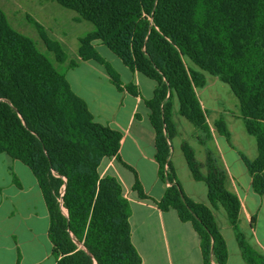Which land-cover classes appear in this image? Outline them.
I'll return each mask as SVG.
<instances>
[{
    "label": "trees",
    "instance_id": "1",
    "mask_svg": "<svg viewBox=\"0 0 264 264\" xmlns=\"http://www.w3.org/2000/svg\"><path fill=\"white\" fill-rule=\"evenodd\" d=\"M55 1L93 25L79 38V60L103 64L121 89L119 74L93 44L99 40L129 69L155 81L154 94L145 103L156 134L158 175L167 187L154 202L191 223L200 237L202 264L227 263V245L213 214L218 206L233 226L243 259L264 264V255L252 249L239 228L241 202L227 188L226 171L208 146L212 130L196 92L206 85V73L229 85L239 117L256 141L253 159L240 156L253 190L264 195V0ZM41 35L55 61L66 62L61 44ZM126 89L137 94L130 84ZM174 100L205 148L200 162L186 141L181 144L192 178L207 187L209 205L185 194L171 164L170 140L177 133ZM213 128L231 144L223 115ZM121 138L119 130L94 120L65 74L11 26L0 7V153L21 161L35 176L49 213L56 264H141L131 241V210L123 186L117 177L99 171L111 157L131 169L119 157ZM132 189L140 199H151L137 178Z\"/></svg>",
    "mask_w": 264,
    "mask_h": 264
},
{
    "label": "crops",
    "instance_id": "2",
    "mask_svg": "<svg viewBox=\"0 0 264 264\" xmlns=\"http://www.w3.org/2000/svg\"><path fill=\"white\" fill-rule=\"evenodd\" d=\"M93 44L96 48L102 43L96 40ZM77 60V65L71 69L81 65L87 69L81 75L82 82L73 75L76 88L65 75L72 91L85 100L96 122L122 133L119 157L131 169L121 164L116 157H111L103 161L99 171L101 176L109 174L117 177L123 186L131 210L129 216L131 241L141 257V264H202L200 237L191 223L182 222L174 209L163 211L154 202L161 199L167 187L158 175V163L155 158L156 134L150 122V110L145 103L154 94L155 81L132 71L125 65L128 68L125 79L117 72L121 81V89H118L106 69L95 67L93 62L96 61H81L78 57ZM89 78L93 80L88 82ZM129 84L137 91L136 95L126 89V85ZM82 89H85V92H79ZM200 102L205 109L201 100ZM220 113L222 112L216 110L215 117ZM223 115L231 132V144L225 137L215 132L213 123L216 118L210 120L207 114V122L213 136L208 141V146L226 171L227 188L236 193L241 202L240 230L252 249L264 255V195L253 190L251 176L240 156V153H243L248 158L252 156L250 159H253L257 149L252 146L250 154H246L244 149L248 139L243 136L241 138L243 147H237L229 119ZM172 121L177 133L170 140V161L180 182L177 166L173 162V142L177 141L178 146L180 145L184 157L181 144L185 141L183 139L187 136L186 132H196L197 138L198 130L191 127L192 123L179 114L176 101L172 108ZM196 144L199 146L198 153H202L197 159L204 162L205 148L198 139ZM222 144L228 146L229 160L223 152ZM193 150L197 157L194 148ZM184 162L188 167L185 157ZM136 178L141 183L144 193L151 199H140L132 189ZM183 191L191 199L209 205L206 185H199V200L188 194L184 188ZM220 212V206L213 208V214L228 249L226 264H248L242 257L235 231L225 210V213L221 212L219 218ZM258 222H261L263 227L261 233L263 235H259L256 230ZM49 225L47 206L30 168L8 154L0 153V264H56L57 258L53 255L48 233Z\"/></svg>",
    "mask_w": 264,
    "mask_h": 264
},
{
    "label": "rangeland",
    "instance_id": "3",
    "mask_svg": "<svg viewBox=\"0 0 264 264\" xmlns=\"http://www.w3.org/2000/svg\"><path fill=\"white\" fill-rule=\"evenodd\" d=\"M0 7L6 13L11 26L30 37L36 43L37 48L54 62L56 68L68 76L73 82L74 88H76V86L73 80V75H75L76 78L81 79L82 82L83 79L81 75L87 69L86 66L81 65L78 68L71 69L67 65L70 61L77 60L79 38L84 37L93 29L91 22L79 18V15L74 10L59 5L55 0H0ZM36 23L41 26V32L46 34L48 38L58 41L61 44L62 49L67 55L66 62L57 63L55 61L54 54L47 48ZM96 50L106 60L109 66L121 74L122 79L126 78L128 68H126L125 64L119 57L111 52L104 44L96 47ZM93 63L96 68L103 67L106 69L103 64V66H101V64L97 62ZM92 80L93 79L91 78L87 79L88 82H91ZM79 92H85V89H82ZM196 92L198 98L202 101L210 120L212 118L217 119L223 114L228 117L237 147H243L242 136L245 139H248L244 150L246 154H250L249 150L252 149V146L256 148V141L252 135L246 132L244 123L239 117L238 100L229 85L219 80L216 76L206 73V85L203 88L196 89ZM175 101L176 100H174V102ZM216 110L222 113L215 117ZM190 125L194 128L192 124ZM186 134L187 136L184 137L183 140L187 141L195 149L197 158L199 159L202 153H198L199 146L196 144V132L190 133L187 131ZM222 139L223 143L224 138ZM222 149L228 158V146L222 144ZM173 150V162L177 166V175L184 190L199 200V185L204 186L205 184L203 182L195 181L192 178L190 171L184 162V157L181 154L180 145L178 146L177 141L173 142ZM250 158H252V156ZM220 211L225 213L222 206H220ZM221 212L218 214L219 218ZM256 230L259 235H263L261 234L263 231L261 222H258ZM79 244L82 246L81 243Z\"/></svg>",
    "mask_w": 264,
    "mask_h": 264
}]
</instances>
